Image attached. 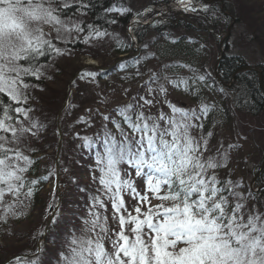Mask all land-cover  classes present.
<instances>
[{
  "label": "rangeland",
  "instance_id": "374dc122",
  "mask_svg": "<svg viewBox=\"0 0 264 264\" xmlns=\"http://www.w3.org/2000/svg\"><path fill=\"white\" fill-rule=\"evenodd\" d=\"M162 1L126 0L127 6L135 12H144L148 10L149 5L162 4ZM88 2L89 0H55L52 4V8L55 9L54 15L61 23L53 22L44 24L42 27L48 33L45 39H51L54 48L59 49V53L50 50L55 58L49 64L40 67L43 74L39 79L31 75L23 78L24 83L28 85L26 89H23L28 97L27 102L14 104L28 110L27 117L23 112L17 113L15 110L16 119L4 117L5 126L10 125L14 129L23 128L28 131L22 134L17 131L19 139L15 142H12L13 137L10 132L0 131V136L6 137L9 141V143L5 141L0 143H5V147L21 152L31 163L28 164V161L24 160L19 162L21 166L27 167V171L20 173L24 187L20 189L19 194L6 192L0 201V264L6 261L8 264H63L60 253L67 254L68 242L73 234L77 236L85 234L84 229L90 225H85L84 221L92 219L89 215L90 211L100 215V223H104V217H107L108 235L115 239L112 233L119 231V217L113 219L111 193H108L100 183L102 173L99 169L106 167V143L113 138L117 144L123 141V136L113 121L120 123L129 139L133 135L124 124L122 117L117 114V109L128 104L143 105L142 108H134V112L143 111L145 116L151 115L157 118L163 112L171 117L173 112L169 107L170 103L189 112L194 110L199 119L193 118L191 123L201 125L209 118L208 113L218 107L221 102L228 101L227 96L221 93L209 97L205 103L195 102L181 92L182 84L174 82L173 76L161 77L162 74L159 77L149 74V78L146 76L139 82L133 81L130 85H123L122 80L114 76H107L105 80H102L88 75L83 80V85H76L73 80L84 66L89 67L92 62H96L99 67L110 66L115 60L114 51L118 44L116 33L112 31L104 33L93 25L90 13L86 11ZM225 3L240 16L238 20L240 26L235 28L233 35L231 33L228 36L232 38L228 40L230 48L227 53L244 54L247 63L251 67H257L256 65L264 62V14H261L260 9L264 5V0H228ZM44 6L48 7V4L45 3ZM66 9L73 11L66 14L64 11ZM231 25H236V21ZM77 27L82 30H77ZM110 28L114 26L110 25ZM84 30L87 32L84 33ZM257 30L258 34H256ZM198 31L213 35L211 29ZM99 33L103 35H98ZM173 33L175 36L187 34L182 29L174 30ZM253 34H256L254 42L247 37ZM215 35L220 34L217 32ZM189 36L191 37L192 34L189 33ZM213 37H207L208 41L203 42L209 54L203 59L205 68L212 71L218 56L220 40L218 39L217 42L212 39ZM75 45L78 46L75 47ZM154 78L155 83L148 86ZM161 86L164 92L160 91ZM70 87L72 92L69 94V102L65 110H62ZM140 97L151 100L152 104H144ZM202 106H207L209 109L206 115L201 112ZM228 107H230L229 103ZM60 111L63 113L60 117L59 133L56 121ZM229 114V120L223 118L210 124V136L203 134L200 127L191 129V135L202 145L201 137L207 139V151L201 148L203 159L213 158L221 165L208 171L209 176L215 175L220 182L218 187H224L227 181H231L232 191L242 197L239 202L244 204L243 211L246 216L255 213L264 215V194H258L256 200L251 199L247 194L248 185L245 181V179L248 180L247 177L251 175V172H255L256 165L261 164L264 158L262 154L264 153V115L253 118L244 113L236 114L233 110ZM105 116L109 119L105 120ZM176 117L179 119V113ZM9 120H12L11 124ZM33 124L36 126L33 127ZM254 130L258 134L252 135ZM59 138H62V144L57 167ZM98 158L104 163L98 165ZM35 161L38 162L39 177L36 181L39 180V182L34 186H39L41 181L43 182L41 177L47 179L40 193L39 202L33 203L31 197L25 195L28 192L25 188L30 184L28 182L34 180L29 174ZM118 166L124 167L125 163ZM126 166L127 172L134 175L124 179L132 182L136 190L144 194L145 178L137 176L135 169L128 164ZM242 187L245 191L239 189ZM112 190L115 191V185H112ZM224 194L228 195L227 192ZM58 195L61 196V205L50 230L48 228L46 237L43 238L47 223L58 202ZM121 195L129 211H132V215H136L133 210L136 201L132 199L130 190L122 189ZM97 196L106 205V210L99 204L92 207V198ZM148 196L153 205L160 203L159 200L151 199V193H148ZM236 202L237 199L229 196L230 206ZM142 210L147 209L142 207ZM123 214L126 217L128 215L127 212ZM96 233L104 235L100 233L99 227L87 235L96 239ZM103 243L106 250H112L109 239H105ZM18 257L23 260H10Z\"/></svg>",
  "mask_w": 264,
  "mask_h": 264
},
{
  "label": "snow or ice",
  "instance_id": "6c2138e0",
  "mask_svg": "<svg viewBox=\"0 0 264 264\" xmlns=\"http://www.w3.org/2000/svg\"><path fill=\"white\" fill-rule=\"evenodd\" d=\"M54 2L0 0V95H6L17 105L28 99L23 91L28 85L23 78L31 75L39 79L43 74L40 71L43 66L34 63L38 57L45 55L46 50L59 53L51 39H45L48 33L42 27L61 23L54 15ZM77 30L82 29L77 27ZM160 91L164 92L163 86ZM140 99L144 104H152L144 97ZM9 107L11 105L4 107L6 119H10ZM142 107L128 104L116 110L133 135L129 139L120 123L113 121L123 141L117 144L113 138L106 143V167L99 169L100 183L111 193L113 219L119 217V231L112 233L115 239L108 235L107 217L100 223V215L90 211L92 219L84 221L90 227L84 229V235L73 234L67 254L60 253L63 264H264V215L246 216L245 206L239 202L242 197L232 191V182L218 187L220 182L215 175H208L209 169L221 165L213 158L203 159L201 148L207 151L208 141L201 137L202 145L191 135V129L203 128L202 124L191 123L193 118L199 119L196 112L169 103L173 116L161 112L157 118L145 116L143 111L134 112V108ZM14 110L27 117L28 110L20 107ZM208 111L207 106H202V113L206 115ZM0 131L10 132L15 142L19 139L17 131L22 134L28 129L17 130L0 120ZM0 141L9 143L4 136H0ZM5 143H0V201L6 192L18 195L24 187L20 173L27 171V167L19 162L28 161L21 152L5 147ZM97 163L104 161L98 158ZM121 163H127L137 176L145 178L144 194L130 181H120L118 165ZM36 183L38 181H31L32 185ZM122 189H129L136 201L133 209L136 215L127 208ZM148 193L160 203L153 205ZM25 195L30 197L32 189ZM229 196L237 199L232 206ZM92 199V207L99 204L106 210L99 196ZM142 207L147 210L143 211ZM123 212L128 213L127 217ZM97 227L104 235L96 233L97 238L92 239L87 233ZM105 239L110 240L111 251L105 249Z\"/></svg>",
  "mask_w": 264,
  "mask_h": 264
},
{
  "label": "trees",
  "instance_id": "16d2710c",
  "mask_svg": "<svg viewBox=\"0 0 264 264\" xmlns=\"http://www.w3.org/2000/svg\"><path fill=\"white\" fill-rule=\"evenodd\" d=\"M162 6L165 8L169 6V9L173 10V13L168 15V20L172 23L167 20V22L164 23L157 22L151 27H134V32L138 38L142 52L152 51L153 54L144 56L140 61L139 68L132 67L130 69L133 71L141 69L142 71L149 72L153 66H155V68L156 66H161L162 72L155 69L156 75H158V77L161 74V77L173 76L174 82L182 84L181 92L195 102L205 103L209 97H214L221 93L227 96L228 101L221 102L218 107L208 113L209 118L202 122L203 128L200 129L203 134H208L211 131L210 124L216 120L223 118L229 120V113L231 110L236 114L237 112L244 113L253 116V118L264 115V62L252 68V72H238L240 69L250 66V64L247 63L246 56L244 54L226 53V55L222 56L218 68L222 84L218 83L214 78V71L205 68L206 64L203 61V59L209 56L203 42L206 43L208 41L207 37H213V35L194 29L193 25L184 19L175 22L177 13L174 11L173 3H171L170 0H163ZM207 7L208 8L204 7L199 10L189 11L187 13V18L197 25L199 30L211 29L217 33L230 29L233 35V33H235V28L240 26L238 21L240 16L233 12L232 8L227 5V3H225L223 8L220 4H212ZM122 8L126 11L121 15L120 10ZM260 9L262 10L261 14H264V5H262ZM64 11L67 14L71 13L73 10L66 9ZM86 11L90 13V20L93 21V25L104 33L113 32V28H110V25H115L122 32H126V27L134 16L131 11L126 9V3L123 0H89ZM234 20L236 21V25L232 27L231 24L235 22ZM173 22L176 23V25ZM177 29H182L187 32V34L184 36H175L173 31ZM258 32L257 30L256 34H258ZM189 33L192 34L191 37ZM256 34L247 36L248 40L254 42ZM212 39L218 42V39L215 37ZM131 46V44L125 45V47L120 48L119 51H129ZM116 48L118 49L119 45ZM225 48L226 51L230 48L228 42L225 43ZM119 51L118 53H120ZM42 59L43 57L40 61ZM40 61L37 59L34 63L37 66H43L48 64L50 60L43 59L41 64H39ZM259 73H261L260 76ZM200 77L204 79L201 80ZM233 77L235 82L231 85ZM138 78L139 76L136 75L131 76L132 80ZM155 80L154 78L151 84H154ZM228 103L230 107H228ZM9 105H11V107L8 108V116L10 119H12V117L15 119L17 118L14 111L17 105L9 100L6 95H0V120H4V107ZM228 120L227 123H229ZM8 122L11 124L12 120ZM261 164L256 165L255 172H251V175L247 177L248 180L245 179L248 185L247 194L251 199L255 200L257 199V195L250 192L249 182L251 178L255 176L260 168L258 166H261ZM29 176L33 179L39 177L37 161L34 162ZM260 180V184L264 183V171ZM28 183L30 184L25 188L26 192L31 188L32 195L30 197L33 203L35 201L39 202L40 193L46 182H42L38 187L31 186V182ZM243 188L244 187L239 189L245 191ZM260 194H264V192Z\"/></svg>",
  "mask_w": 264,
  "mask_h": 264
},
{
  "label": "bare ground",
  "instance_id": "6f19581e",
  "mask_svg": "<svg viewBox=\"0 0 264 264\" xmlns=\"http://www.w3.org/2000/svg\"><path fill=\"white\" fill-rule=\"evenodd\" d=\"M180 1H192L193 3H195V4H197V5H201V6H210V5H212V4H213V5H214V4H220V5L223 7V4H224L227 0H211V1H207V0H180ZM132 51H133V49L130 48L128 52L130 53V52H132ZM140 51H141V53H142L141 48H140ZM247 68H250V67H244V68L240 69L238 72H241V71L252 72V71H253L252 68H251L250 71H249V70H246ZM158 70H160V71L162 72V68H161V66H160V68H159ZM216 74L218 75V79L216 78ZM260 75H261V73H259V76H260ZM214 78L217 80L218 83L222 84V81H221L220 76H219V70H218L217 73L214 72ZM234 82H235V79H234V77H233L232 82H231V85L234 84ZM231 85H230V86H231Z\"/></svg>",
  "mask_w": 264,
  "mask_h": 264
},
{
  "label": "flooded vegetation",
  "instance_id": "af4514ba",
  "mask_svg": "<svg viewBox=\"0 0 264 264\" xmlns=\"http://www.w3.org/2000/svg\"><path fill=\"white\" fill-rule=\"evenodd\" d=\"M254 133L258 134V132H257L256 130H254V131L252 132V135H253ZM262 154L264 155L263 152H262ZM263 161H264V160H263ZM262 163H263V162H262ZM260 170H261V167L259 168V170H258L257 173L255 174V176L253 177L252 182H251V184H250V186H253V188H255V189H252V188L250 187L251 191H252L255 195H258V194L264 192V189H263V190H260V191L258 190V188H260V187H262V186L264 185V183L260 184V182H261L260 177H261V175H262V173H263L264 170L261 171V172H260Z\"/></svg>",
  "mask_w": 264,
  "mask_h": 264
},
{
  "label": "water",
  "instance_id": "95a60500",
  "mask_svg": "<svg viewBox=\"0 0 264 264\" xmlns=\"http://www.w3.org/2000/svg\"><path fill=\"white\" fill-rule=\"evenodd\" d=\"M221 46H222V44H221ZM222 54H223V52L221 53V57H222ZM220 60H221V59H219V60L217 61V63H216V68H215L216 73H217V66H218ZM246 70H249V71H250L251 68H247ZM216 78L218 79V75H217V74H216ZM61 144H62V143H61V141H60V143H59V147H58V154H59V152H60ZM57 158H58V155H57ZM56 164L58 165V161L56 162ZM263 169H264V161H263V163H262V166H261V170H260V172H261ZM263 189H264V186L260 188V190H263ZM58 199H59V203H58L56 209L54 210L52 216L50 217V219H49V221H48L47 228H46V231H45V232H47V230H48V228H49V226H50V224H51V222H52V220H53L55 214L57 213V211H58V209H59L61 196L58 195ZM6 264H7V263H6Z\"/></svg>",
  "mask_w": 264,
  "mask_h": 264
}]
</instances>
